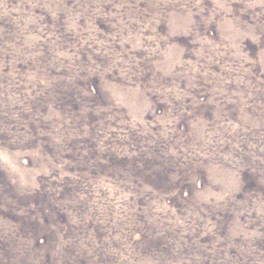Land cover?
Wrapping results in <instances>:
<instances>
[{"label": "rangeland", "instance_id": "obj_1", "mask_svg": "<svg viewBox=\"0 0 264 264\" xmlns=\"http://www.w3.org/2000/svg\"><path fill=\"white\" fill-rule=\"evenodd\" d=\"M0 264H264V0H0Z\"/></svg>", "mask_w": 264, "mask_h": 264}]
</instances>
